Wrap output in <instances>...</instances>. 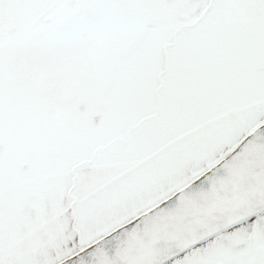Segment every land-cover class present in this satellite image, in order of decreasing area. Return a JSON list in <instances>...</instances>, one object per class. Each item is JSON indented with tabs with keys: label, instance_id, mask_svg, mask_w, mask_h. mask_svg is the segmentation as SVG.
Returning a JSON list of instances; mask_svg holds the SVG:
<instances>
[{
	"label": "snow or ice",
	"instance_id": "6c2138e0",
	"mask_svg": "<svg viewBox=\"0 0 264 264\" xmlns=\"http://www.w3.org/2000/svg\"><path fill=\"white\" fill-rule=\"evenodd\" d=\"M0 264H264V0H0Z\"/></svg>",
	"mask_w": 264,
	"mask_h": 264
}]
</instances>
